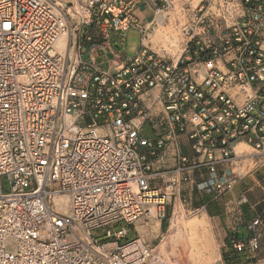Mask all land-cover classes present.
I'll use <instances>...</instances> for the list:
<instances>
[{
    "label": "built area",
    "instance_id": "1",
    "mask_svg": "<svg viewBox=\"0 0 264 264\" xmlns=\"http://www.w3.org/2000/svg\"><path fill=\"white\" fill-rule=\"evenodd\" d=\"M141 1L0 0V264H165L157 245L123 240L152 209L167 219L179 181L154 185L137 146L155 154L185 134L193 156L177 153L174 170L207 158L197 185L218 193L240 173L218 174L216 150L230 162L243 142L264 155V0H206L175 55L168 41L161 51L145 43L172 0H151L145 24L133 12ZM131 28L140 43L125 56L110 32L123 46ZM105 44L107 68L94 54ZM232 247L252 253L258 237Z\"/></svg>",
    "mask_w": 264,
    "mask_h": 264
},
{
    "label": "crops",
    "instance_id": "2",
    "mask_svg": "<svg viewBox=\"0 0 264 264\" xmlns=\"http://www.w3.org/2000/svg\"><path fill=\"white\" fill-rule=\"evenodd\" d=\"M133 12L140 23L145 24L151 21L154 16L151 0H142ZM109 44L114 47L111 42ZM105 47L103 50H96L94 54L99 64L105 61L104 68H107L111 53L106 44ZM119 53L127 56L124 52ZM244 144L253 152L242 153L243 156L237 155L238 157L230 162L222 157L219 150L215 151L214 164L218 174H228L229 170L240 173L232 186L222 193L198 188L197 184L207 175L210 164L205 157H200V163L196 166H187L185 172L174 170L177 164V153L193 156L185 134L179 135L176 144L161 148L155 154H150L151 148L148 146L142 144L137 146V152L144 155L145 163L149 165L147 173H158L152 181L154 185H159L162 181L171 178L179 179L178 186L167 205L168 211L172 213L178 211L182 214L197 213L213 222L221 239L222 264H256L264 261V155L258 154L251 145ZM246 160L252 164V167L245 173L236 169L235 162ZM256 220L258 223L251 229L249 226ZM231 235L244 240L257 235L258 248L252 253L247 251L238 253L225 242V239Z\"/></svg>",
    "mask_w": 264,
    "mask_h": 264
},
{
    "label": "rangeland",
    "instance_id": "3",
    "mask_svg": "<svg viewBox=\"0 0 264 264\" xmlns=\"http://www.w3.org/2000/svg\"><path fill=\"white\" fill-rule=\"evenodd\" d=\"M61 2V0H58ZM203 6L199 11L202 13L207 6L206 0H172V6L166 10H163L157 15L164 14L162 25H160L155 17L156 24L150 26L149 39L145 41L156 51H161V47H165V42L172 43L173 47L167 49L170 55H175L179 43L184 41L181 29L184 24L189 23L191 16L194 12L198 13V9ZM215 10V9H214ZM73 8H71L70 15H72ZM165 20V22H164ZM71 25L74 27V19H70ZM175 26V29L173 28ZM172 37L169 41L168 36ZM123 46H120L117 42V38L110 32V42L114 48L119 52H124L127 56L131 55L134 50L139 46L140 33L136 29H129L123 34ZM149 41V42H148ZM87 50L86 45H83V51ZM105 57V56H104ZM105 60V59H104ZM101 67H105V61L100 64ZM142 137H151L152 132L149 125L144 124L141 132ZM253 150L245 145V153H252ZM246 161L235 162L236 169H239L243 173L248 168L252 167L251 163ZM241 164V166H239ZM167 219L159 222L155 218L154 209L151 210V216L144 220L135 222V228L129 231L127 237L123 240L130 239L134 236H139L146 243L154 246L157 245V249L162 255L165 264H222L221 261V239H219V231L213 225L211 220L205 218L197 213H186L168 211L166 207ZM196 220L198 226V232L196 239H207V249H199L190 245V240L193 239L192 233L186 227V224ZM123 223H115L110 228L118 229L122 227ZM183 227V228H182ZM201 228V229H200ZM105 229H98L94 231V237L101 240L105 233ZM182 230V231H181ZM163 246V247H162ZM256 264H264V261H260Z\"/></svg>",
    "mask_w": 264,
    "mask_h": 264
},
{
    "label": "bare ground",
    "instance_id": "4",
    "mask_svg": "<svg viewBox=\"0 0 264 264\" xmlns=\"http://www.w3.org/2000/svg\"><path fill=\"white\" fill-rule=\"evenodd\" d=\"M156 19H157L158 23L160 25H162V22H163V19H164V14L157 15ZM155 22H156V20H155ZM67 39H68V34L66 32H64L58 38V40L56 42V48L60 52H63ZM235 152H236V154L238 156H243L241 154L245 153V144L242 143V142L237 143L236 146H235ZM51 200H52L53 203L58 204L61 209H64V210L66 209V202H65V198L63 196H54V197H52ZM197 223L198 222L196 220H194V221H191V222L186 224V227L189 229V232L192 233V235L194 237L193 239H189L190 240V245L192 247L196 248L197 250H199V249H203L204 250V249H207L206 246H207L208 240L207 239H196V238H198L197 237V232H198Z\"/></svg>",
    "mask_w": 264,
    "mask_h": 264
},
{
    "label": "trees",
    "instance_id": "5",
    "mask_svg": "<svg viewBox=\"0 0 264 264\" xmlns=\"http://www.w3.org/2000/svg\"><path fill=\"white\" fill-rule=\"evenodd\" d=\"M236 240H239V241H246V239H240L238 238L237 236H234V235H231L230 237H228L227 239H225V242L227 244H229L231 247H232V241H236ZM233 248V247H232ZM234 249V248H233ZM235 250V249H234ZM236 251V250H235ZM237 252V251H236ZM240 253V252H238Z\"/></svg>",
    "mask_w": 264,
    "mask_h": 264
}]
</instances>
